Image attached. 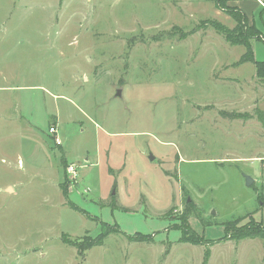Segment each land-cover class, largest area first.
Masks as SVG:
<instances>
[{"label":"rangeland","instance_id":"1","mask_svg":"<svg viewBox=\"0 0 264 264\" xmlns=\"http://www.w3.org/2000/svg\"><path fill=\"white\" fill-rule=\"evenodd\" d=\"M219 1L0 0V264H264L224 238L264 225V78L211 23L264 61V0Z\"/></svg>","mask_w":264,"mask_h":264},{"label":"trees","instance_id":"2","mask_svg":"<svg viewBox=\"0 0 264 264\" xmlns=\"http://www.w3.org/2000/svg\"><path fill=\"white\" fill-rule=\"evenodd\" d=\"M214 2L221 3L219 0H214ZM228 13L230 17L232 18V20L236 23L234 34L229 32L227 29H225V27L223 28L222 26H219V24L215 23L214 21L211 22L213 23L212 26L215 27L216 30L219 31L223 35V38H225L231 45H234V46L242 45L244 47L245 53L243 54L241 60L253 63V66L256 68L257 77L263 79L264 78V61H258L254 59L253 52H251L252 47L249 41L250 39L255 37L254 34L258 32L257 31L258 28L255 25L247 26V22H246L247 18L245 14L239 8L230 7L228 8ZM239 27H244L245 32L240 33L236 31V28L239 29ZM262 119L264 120V116H262ZM61 190H62L61 194H64V196H67L65 188L61 187ZM71 208H74V207L71 206ZM105 228H108V229H105ZM105 228L102 227L101 232L98 235H96V237H94L93 239H87L88 240L87 242L74 241L72 242V246L76 247V249L78 248L79 250H81V252L90 250L94 246H100L110 233H115L113 229L107 226ZM181 230H182L181 239L183 242L184 241L189 242V243L195 242V240L193 239V236H191L190 232L187 229H184V230L181 229ZM227 233H228V228H225L226 236L224 238H228V239L231 238L234 240H241L245 238L261 239L264 243V225H262L261 222L257 223L251 220L250 223L244 226L243 228L235 230L234 232L232 231L231 234H233V236L231 235L229 237ZM145 240H147V237L145 238Z\"/></svg>","mask_w":264,"mask_h":264},{"label":"built area","instance_id":"3","mask_svg":"<svg viewBox=\"0 0 264 264\" xmlns=\"http://www.w3.org/2000/svg\"><path fill=\"white\" fill-rule=\"evenodd\" d=\"M48 134L50 135V136H53V142L56 144V145H60V140H59V137L57 136V134H56V129L54 128V127H49L48 128ZM72 167H70V171H72Z\"/></svg>","mask_w":264,"mask_h":264},{"label":"water","instance_id":"4","mask_svg":"<svg viewBox=\"0 0 264 264\" xmlns=\"http://www.w3.org/2000/svg\"><path fill=\"white\" fill-rule=\"evenodd\" d=\"M118 95H120V92L118 93ZM252 184V179H251V177L250 176H245V185L246 186H249V185H251Z\"/></svg>","mask_w":264,"mask_h":264},{"label":"crops","instance_id":"5","mask_svg":"<svg viewBox=\"0 0 264 264\" xmlns=\"http://www.w3.org/2000/svg\"><path fill=\"white\" fill-rule=\"evenodd\" d=\"M256 6V5H255Z\"/></svg>","mask_w":264,"mask_h":264}]
</instances>
